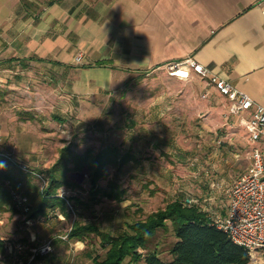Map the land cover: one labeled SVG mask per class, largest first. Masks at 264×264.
<instances>
[{
  "label": "rangeland",
  "instance_id": "374dc122",
  "mask_svg": "<svg viewBox=\"0 0 264 264\" xmlns=\"http://www.w3.org/2000/svg\"><path fill=\"white\" fill-rule=\"evenodd\" d=\"M70 82L69 68L49 62L0 68V189L11 196L0 207V264H91L103 257L107 248L99 236L67 237L75 221L117 235L176 200L197 205L213 220L226 215L229 190L250 165L256 144L205 79L180 80L160 68L131 72L117 87L94 94H76ZM65 146L78 154L114 148L117 162L95 188L87 170L69 174L73 185L59 190L71 198L69 217L59 210L30 217L31 201L15 181L36 172L33 183L44 187L40 172ZM48 241L51 251L32 258L33 249ZM174 241L168 221L149 247L170 260ZM251 264H264V254Z\"/></svg>",
  "mask_w": 264,
  "mask_h": 264
},
{
  "label": "crops",
  "instance_id": "0c3cea01",
  "mask_svg": "<svg viewBox=\"0 0 264 264\" xmlns=\"http://www.w3.org/2000/svg\"><path fill=\"white\" fill-rule=\"evenodd\" d=\"M263 6L258 0H0V68L29 59L65 66L76 94H94L131 72L193 57L264 107Z\"/></svg>",
  "mask_w": 264,
  "mask_h": 264
},
{
  "label": "trees",
  "instance_id": "16d2710c",
  "mask_svg": "<svg viewBox=\"0 0 264 264\" xmlns=\"http://www.w3.org/2000/svg\"><path fill=\"white\" fill-rule=\"evenodd\" d=\"M25 61L30 62L32 59ZM95 65L101 67L107 63L97 62ZM116 162L114 148H105L96 154L87 149L78 154L65 146L56 162L48 170L40 172L46 176L44 187L33 183L37 178L36 172H27L23 173V180H20L23 182L15 181L16 185L20 183L15 189L22 191L30 199V217L47 216L49 211L59 210L67 218L71 212L68 205L71 198L60 196L59 190L73 185L69 174L87 170L90 182L95 188L98 181L105 176L106 167ZM119 194L110 193L111 196L121 199ZM8 199H11L10 193L0 189V207ZM168 221L173 225L176 241L169 249L171 259L164 260L158 251L151 250L149 246L158 230L164 229ZM91 234L99 236L101 244L107 248L104 256L93 258L91 264H124L126 260V264H251L246 248L234 243L197 205H186L181 200L173 201L165 208L152 212L144 220L128 224L126 230L117 235L102 232L93 224L75 221L67 237L83 241ZM3 247L4 242L0 240V250Z\"/></svg>",
  "mask_w": 264,
  "mask_h": 264
},
{
  "label": "built area",
  "instance_id": "2783aa9c",
  "mask_svg": "<svg viewBox=\"0 0 264 264\" xmlns=\"http://www.w3.org/2000/svg\"><path fill=\"white\" fill-rule=\"evenodd\" d=\"M258 2L261 4L264 0ZM80 59L78 56L77 61ZM163 69L180 80H189L192 76L205 79L229 101L230 113L239 118L249 140L256 144L251 151L250 165L229 190L226 215L214 220L234 243L248 250L252 263L258 254H264V107L193 57L169 62ZM192 202L190 198L186 200L188 204ZM16 249L21 252L22 246L17 245ZM51 249V241H48L33 249L32 258L37 254L45 255ZM6 264L29 262L15 259Z\"/></svg>",
  "mask_w": 264,
  "mask_h": 264
},
{
  "label": "clouds",
  "instance_id": "9594fccd",
  "mask_svg": "<svg viewBox=\"0 0 264 264\" xmlns=\"http://www.w3.org/2000/svg\"><path fill=\"white\" fill-rule=\"evenodd\" d=\"M0 167H2V165H0Z\"/></svg>",
  "mask_w": 264,
  "mask_h": 264
}]
</instances>
